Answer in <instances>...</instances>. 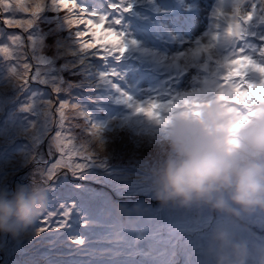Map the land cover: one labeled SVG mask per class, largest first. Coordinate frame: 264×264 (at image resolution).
Returning <instances> with one entry per match:
<instances>
[{
	"label": "rangeland",
	"instance_id": "rangeland-1",
	"mask_svg": "<svg viewBox=\"0 0 264 264\" xmlns=\"http://www.w3.org/2000/svg\"><path fill=\"white\" fill-rule=\"evenodd\" d=\"M151 1H155L158 5L156 7L149 6ZM212 1L202 0L204 5L202 7L204 27L210 21L213 13L212 7H208V4H211ZM220 1L217 0L216 2ZM226 1V6L229 9L236 2V0ZM119 2L121 4L125 2L132 4L133 11L130 14L132 16H140L138 11H136V14L134 13V7L144 8L147 12L152 10L154 14H160L157 17L159 23L157 21L152 22L150 18L154 17L153 15L151 17L145 16L143 19L154 24L159 37L165 42H174L178 36H182L185 42L192 38L190 33H181L177 28H174L175 23L170 15V10L162 7L158 0H119ZM179 2L186 4L190 10H196L195 5L201 4V0H179ZM46 9L50 8L46 7L44 11L36 15L31 22L30 29H25L27 34L35 38L27 51H25L24 41L20 40L15 33L19 30L6 29L0 23V45L9 44V37L16 36V40L13 41V44L18 45L15 47L16 54L27 56L33 66L36 64L41 65L34 73L31 81L22 83L23 78L15 74L14 68L9 71V68L12 67L11 62L0 58V127L7 126L10 129L8 131L5 129L6 127L4 129L0 128V142L7 139L11 143L10 138L15 137V139L22 140L25 143L29 140L39 143L47 135L50 127L48 119L50 113L45 112L44 106L49 102L51 93L57 88L59 89V95L65 101L77 105L82 112L87 113L88 116L90 115L91 122L93 119H97L100 124L99 127L105 133L100 131L98 137L91 138L89 147L94 155L88 166L80 174L68 173L67 175H61L52 186L49 184V178L39 172L34 171L27 176V178L38 176L42 181L38 185H32L21 191L25 194L38 195L40 210L35 213L34 217H30L25 221L16 220V223H23L21 225L23 228L18 231H15L11 225L7 227V224H10L9 222L2 225L5 231L10 234L7 238L12 242L19 243L18 251L8 261V264H75L80 256L78 251H85L86 246L83 243L87 244L85 240L88 239V236L94 238V231L105 229L106 224L108 228L117 229L116 227H118L121 229L122 232L119 233L121 239L135 242L134 256L138 253L147 256L141 264H150L153 261L156 264H169L181 249L194 243L209 241L210 238L203 232V230L210 229L208 224H211L214 220L222 224L228 223L223 222L226 219L223 212H221V215L218 211L214 212V208L211 209L210 204L217 201V196H222V191L230 195L228 189L217 187L213 191L202 193L201 196L196 197L194 195L179 201L182 196L188 195L192 189H187L186 192L188 193H175L169 188L173 196L180 194V197L176 200L179 202L175 201L176 203L165 205H153V203L146 201L144 197L138 196L134 192L137 189L146 188V184L150 179L149 176H146L147 173H151L155 177L156 175L162 177L159 178L161 182H158L155 187L147 189L149 194L155 196L153 191L161 194L157 190V186L167 185V172L172 163L164 159L152 158V156L167 155L173 162L179 159V156L176 157L175 152L166 146V142L178 140L172 133H177L180 122L185 125H198L202 130L207 129V133L211 129L224 142H231L229 137L239 140L240 134L247 132L256 123L264 122V69L259 70L262 74L260 78L257 76L258 80L247 83L246 87L231 83V79L237 76L239 72V69L234 67L228 73L222 85L208 79L198 87L179 89L172 92L167 90L162 95L156 96L161 114L148 113V118L145 120L132 117L129 121L117 122L116 119L107 118L96 106L86 103V101H89L86 95L97 86L107 89L108 85L114 91L115 95L113 96L115 99H119L122 93L127 92L128 99L132 103L139 101L140 104L130 106L131 109L137 110L138 107L143 105L148 108L149 105L145 104L146 99L144 97L152 98L154 95H158V91H155L157 88L162 93L166 89L165 84L164 88L155 87L160 80L154 74L144 75L141 71L147 72L149 69L147 64L141 61L135 63L136 70L132 69L126 73H119L113 78H105L104 76L99 84L84 89L81 84H78V81L73 80L74 77H79L82 80L84 77V81L87 83L98 82L100 77H97L96 72L89 73V70L85 69L86 62L81 61L80 65H78L79 62L76 64V68H81L82 73L71 76L66 75L68 80L65 81L62 77L60 60L67 53L74 55L77 50L69 49L68 45L64 47L67 42L61 35L68 28L64 16L50 17L48 15L49 17H47L46 14H49V11ZM219 9L226 11L222 6H219ZM166 13L170 16L168 20L163 18ZM128 15L125 14L124 18L127 19ZM41 18L48 20L50 24H56L52 25L51 30L43 32L38 26ZM126 26L129 27L130 35L136 36L130 22ZM204 27L195 34L196 40H200L208 34L204 31ZM260 29L264 28H261L259 22L252 23L249 25L248 35L259 37L258 31ZM169 37H171V40H169ZM136 38L139 39L138 36ZM141 42L146 43L145 41ZM245 47H249V45L246 44ZM257 47L258 44L256 43L251 44L253 51ZM33 49H35V52H33ZM8 51L9 49L5 48V52ZM2 56L3 54L0 53V57ZM256 58L259 59V56L257 55ZM16 63L18 64L19 60ZM121 66L126 67L127 64L121 62ZM135 83L136 87L141 90V94L129 90L130 87H135ZM151 89H154V91ZM108 93L107 101L111 99V93L109 91ZM166 96L168 99H163ZM161 99L163 100L157 101ZM169 99L172 106L179 107L183 111L179 118H176L178 114L175 113L174 119L178 123L174 126L165 120V118H169L167 107L170 102ZM112 101H114L113 98ZM122 105L125 107V104ZM153 108L155 107L153 106ZM190 109L197 110L198 115L206 122V125L191 121L194 117H191ZM173 112L175 111L173 110ZM149 116H153L156 121L155 124L150 123ZM158 117H162L163 120H158ZM80 122L83 123L82 118ZM76 132L78 134L79 129ZM109 137H114L119 141L126 138L128 145L137 148L138 151L134 153L133 159L129 161L128 158L129 162L127 164L114 163L111 165L109 160L113 151L110 150V148L112 149V143L109 141ZM128 137L131 139L130 141L127 140ZM156 142L159 143V146L152 145L151 147L150 144ZM0 147H2V144H0ZM146 148L156 150V153L148 154L144 151ZM244 156L249 162L257 164L264 160V154L260 153L246 151ZM144 163L147 164L143 165ZM7 166H9L8 161L3 160L0 163V167ZM143 166L151 167V169L143 172ZM10 179L11 177H9ZM1 186L0 198L6 199L13 192H6L9 184L1 182ZM135 200H137V204L131 205V202ZM262 201L264 206V200ZM61 206H65L66 211L70 208V215L65 220L60 222V219L59 222H56L55 220L60 217L57 216L53 219L52 214L60 212ZM159 212L163 213L160 216L161 219L157 217ZM232 213L236 215L235 211ZM121 221H124V224L118 225ZM58 224H63V227L57 228ZM162 227L170 234L179 232L175 240L178 243V246H176L178 249L172 257L168 254V245H164L170 239L168 237L157 239L153 236V233L157 232L158 234L159 229ZM42 228L45 231L41 232ZM1 230L0 237H4V232L3 230L1 232ZM195 231L199 233L196 238L193 237ZM68 236L82 239L83 243L67 240ZM62 238L63 242L66 243V248L73 250V252L64 249ZM212 243H215V241H212ZM215 245H217V242ZM205 247L207 248V246ZM138 257L140 258V255ZM5 260V257L0 256V264H5ZM186 260H190L189 257Z\"/></svg>",
	"mask_w": 264,
	"mask_h": 264
},
{
	"label": "snow or ice",
	"instance_id": "snow-or-ice-1",
	"mask_svg": "<svg viewBox=\"0 0 264 264\" xmlns=\"http://www.w3.org/2000/svg\"><path fill=\"white\" fill-rule=\"evenodd\" d=\"M161 6L170 10L176 28L181 33H190L191 39L185 42L182 36H178L174 42H165L154 24L143 19L151 16V12L137 8L140 16H132V4H121L119 0H0V23L6 29L19 30L15 33L24 41L27 51L35 38L25 29H30L35 16L46 7L63 12L66 22L75 30L82 52L102 63L109 59L119 61L131 48H137L144 58L162 70L159 78L164 81L168 92L198 87L208 79L222 85L234 67L239 72L231 79L232 84L246 87L247 83L258 80L257 76L260 78L259 70L264 69V35H248V28L256 22L264 28V0H236L227 11L213 9L211 30L200 40L195 39V34L204 27L203 12L190 10L179 0H162ZM211 6L209 3L208 7ZM125 14H129L127 19ZM129 22L139 39L130 35L125 27ZM109 36L114 39L107 40ZM15 40L16 36H11L9 44L0 45L3 54L0 58L11 62L9 71L14 68L15 74L23 78L22 83H28L41 65L33 66L27 56H18L15 52L18 45L13 44ZM141 41H145L148 47H143ZM253 43L258 44L255 51L251 49ZM246 44L249 47H245ZM5 48L9 51L5 52ZM71 71L75 74L79 68ZM104 75L111 78L116 73ZM128 96L127 92L122 94L123 102H127ZM44 107L45 112L50 113V127L39 143L34 140L25 143L15 137L10 138L11 143L7 139L0 142V160L8 161L9 165L0 167V182L10 186L24 183V177L35 171L48 177L52 186L61 175L80 174L91 161L94 153L89 143L91 138L99 136L100 127L91 122L88 114L77 105L65 101L58 88L51 93ZM52 215L53 219L59 216L63 221L70 215V208L66 211L65 206H61L60 212ZM60 227L63 224L57 225ZM18 246L19 243L7 237H0V256L6 258L5 264L16 254Z\"/></svg>",
	"mask_w": 264,
	"mask_h": 264
},
{
	"label": "trees",
	"instance_id": "trees-1",
	"mask_svg": "<svg viewBox=\"0 0 264 264\" xmlns=\"http://www.w3.org/2000/svg\"><path fill=\"white\" fill-rule=\"evenodd\" d=\"M81 2H83V0H81ZM46 10L49 11V14H46L47 17L49 16L54 17L56 15H58L59 17L60 15H63L64 20H66L65 13L53 11L51 9H46ZM55 24L56 23L50 24L48 20H43L42 18L38 22V26L41 28L43 32H47L51 30L53 28L52 25ZM61 36L67 42V44H65L64 47H67L68 45L69 49L77 50V52H75L74 55H69L67 53L60 60V66L62 67L61 68L62 77L64 78L65 81L68 80L66 75L71 76L82 73L81 68H79L80 72L78 71L75 74L71 71L72 68L77 67L76 64H78V62H79L78 65H80L81 61L86 62L85 69L87 71L89 70V73H94L99 71V74L102 75L104 74V72H102L103 69L105 70V68L103 67L104 65L102 63H97L92 58V56L87 55L80 50L79 42L75 36V30L69 24H68V28L63 32ZM73 80L75 82L78 81V84H81L83 89L88 86H95L98 83V82L87 83L84 81V77L83 80L79 77L78 78L74 77ZM97 87L86 95V97L88 96L87 99L91 102L90 103L89 101H86V103L96 106V108H99L103 112L105 111L103 110L104 107H110V106L104 104L103 98L98 96L100 93L98 92ZM106 117L110 119L113 118L112 116H106ZM116 120H118V115ZM92 122L95 123L97 126H100L97 119H93ZM5 127H0V128L1 129L5 128L8 131H10V129H8L7 126ZM101 131L102 133H105V131L103 130ZM127 140L130 141L131 139L128 137ZM109 141H111L112 143V149L110 148V150L113 151V153L111 154V158L109 160L111 162V165H113L114 163L127 164L129 161L133 159L134 153L138 151L137 148L133 147L132 145H128V143H126V138L121 139L119 141L114 137H109ZM144 151L148 154L156 153V150L153 149L146 148ZM172 151L175 152V156L177 157L178 152L183 151L181 142L176 143V149H173ZM152 158L164 159L168 162L173 163V161L167 155H157V156H152ZM244 159L245 161H248L246 157ZM145 164L147 163H144L143 165ZM258 164L262 165L263 163H258ZM161 168L165 169L164 167ZM149 169H151V167L147 168L146 166H143V172ZM146 176L150 177L148 184H146V188L144 187V189L141 188L137 189L134 192V194L144 197L146 201L153 203V205L154 204L165 205L170 203H176L185 200L188 197H192L194 195L197 197L203 195L202 193H205L204 191L195 188L194 190L193 188H189L192 189L190 190V193L188 195L182 196V198L179 201H176L180 197V194H178L177 196H173L170 193L172 191H169L168 184L167 185L161 184L159 187L157 186V190H159L161 194H159L157 191H153L155 194L154 196L153 194H149V190L147 189H150L151 187H155L158 182H161L159 178L162 177L161 176L157 177V175L155 177L151 173H147ZM40 183H42L40 177L35 176V178H33V176L32 177L29 176V178H27L26 176L24 177V183L15 184V185L13 184L11 186L10 185L8 186L6 192L10 191L13 193L6 199L12 198L14 194H16L17 192H21L22 189L24 188L28 189L32 185H38ZM0 187H2L1 184ZM262 200H264V198H262L259 203H251V204L238 203V202H234L229 194H227L225 191H222V196L221 197L217 196V201L212 202L210 205H211V209L214 208V212L218 211L220 215L221 212H223V216L226 218L223 222H228V223L222 224L221 222L218 223L215 220L212 221L211 224H208L210 226V229L203 230V232L208 235L210 240L203 243H194L193 245L181 249L179 253L176 255L175 259L169 262V264H196L198 263L199 258L201 259V261H205V258L207 256L214 255L222 247V245H219L217 249H211V248H206L204 246L205 244H210L212 241L218 243L227 241L231 243L232 247L235 249H238L243 242L250 244L252 247H255L256 245L259 244H263L262 248L264 249V242H263L264 239L262 240L259 237V234L264 235V206L262 204L263 202ZM133 204H137V200L132 201L131 205ZM233 211H235L236 215L232 213ZM162 214H163L162 212L157 213V217L161 219L160 216ZM59 220L60 218L55 221L59 222ZM7 222L10 223L7 224V227L11 225L15 231L16 230L18 231L21 228H23V226H21L23 225V223H18V222L16 223V220L6 219L4 223ZM123 224L124 221L118 223V225H123ZM116 228L117 229L108 228L106 224L105 233H104L105 229L95 230L94 238H90L88 236V239L85 240L87 244H84L82 239L68 236L67 240H71L76 243L82 242L83 245L86 246L84 252L78 251L80 253V256L78 257L79 260L75 261V264H141L143 261H145L147 256H145V259L140 262L136 260L133 253L135 250V242L128 241L127 239H121L119 233L120 231L122 232V230L119 229L118 227ZM1 229L4 232V237L9 238L10 234L6 232L2 226H0V230ZM84 231L86 232L85 229ZM178 234L179 232L170 234L169 232H166L162 227L159 229L158 234L157 232H155L153 233V236L157 239H161L162 237L164 238L168 237L170 239V241L165 242L164 245H168L167 251L169 256L172 257L175 255L178 249L176 247L178 246V243L175 242ZM198 234L199 233L195 231L193 237L196 238ZM232 241H235V243H232ZM62 242H63V238H62ZM63 246L65 250L73 252V250L66 248V243L64 242H63ZM188 257L190 260H186ZM150 264H156V262L153 261Z\"/></svg>",
	"mask_w": 264,
	"mask_h": 264
},
{
	"label": "clouds",
	"instance_id": "clouds-1",
	"mask_svg": "<svg viewBox=\"0 0 264 264\" xmlns=\"http://www.w3.org/2000/svg\"><path fill=\"white\" fill-rule=\"evenodd\" d=\"M177 133L182 152L167 172L168 187L175 193L189 188L210 192L226 188L234 202L259 203L264 198V165L245 161L246 151L264 154V122L256 123L225 144L207 135L200 126L180 122ZM40 210L38 195L17 192L10 199L0 198V226L6 219L25 221Z\"/></svg>",
	"mask_w": 264,
	"mask_h": 264
},
{
	"label": "bare ground",
	"instance_id": "bare-ground-1",
	"mask_svg": "<svg viewBox=\"0 0 264 264\" xmlns=\"http://www.w3.org/2000/svg\"><path fill=\"white\" fill-rule=\"evenodd\" d=\"M3 160H1V162H2ZM0 184H1V182H0Z\"/></svg>",
	"mask_w": 264,
	"mask_h": 264
}]
</instances>
